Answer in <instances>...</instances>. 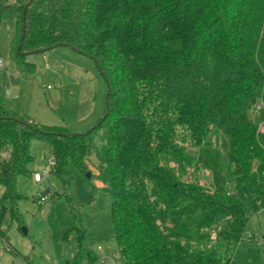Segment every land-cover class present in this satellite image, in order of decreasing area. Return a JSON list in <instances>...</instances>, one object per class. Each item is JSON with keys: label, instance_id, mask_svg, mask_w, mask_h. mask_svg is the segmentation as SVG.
<instances>
[{"label": "trees", "instance_id": "trees-1", "mask_svg": "<svg viewBox=\"0 0 264 264\" xmlns=\"http://www.w3.org/2000/svg\"><path fill=\"white\" fill-rule=\"evenodd\" d=\"M4 20L17 70L68 46L95 60L107 96L104 116L72 133L0 93V236L19 179L34 176L32 143L45 139L63 189L51 197L70 203L67 264L98 258L70 196L73 168L112 196L123 264H231L264 209V0H0Z\"/></svg>", "mask_w": 264, "mask_h": 264}, {"label": "rangeland", "instance_id": "rangeland-1", "mask_svg": "<svg viewBox=\"0 0 264 264\" xmlns=\"http://www.w3.org/2000/svg\"><path fill=\"white\" fill-rule=\"evenodd\" d=\"M14 31L7 20L0 24V93L7 108L23 114L41 126L84 132L105 114L107 88L95 60L68 46H57L46 52H34L28 59L36 64L34 71H19L13 61L10 45ZM10 88L18 97L9 96ZM35 172L50 170L53 158L48 140L35 139ZM70 196L78 207L86 227V238L95 262L89 256L84 264H123L118 254L112 226V196L105 190L93 193L89 178L73 168ZM94 183L98 181L92 178ZM18 186L22 197L17 214L6 215L0 236V264H67L76 253L72 236L66 243L62 229L70 223V203L65 195L40 201L39 194L50 190L62 192L59 182L49 173L42 181L34 176L21 177ZM8 245V246H7ZM102 257L104 260H102ZM231 264H264V209L254 214L247 234L235 251Z\"/></svg>", "mask_w": 264, "mask_h": 264}, {"label": "built area", "instance_id": "built-area-1", "mask_svg": "<svg viewBox=\"0 0 264 264\" xmlns=\"http://www.w3.org/2000/svg\"><path fill=\"white\" fill-rule=\"evenodd\" d=\"M4 66H5L4 60L2 58H0V68H3ZM6 93L9 96L18 97V95L17 94H13V92L8 87L6 88ZM258 107L260 108L261 106H258ZM52 163H53V159H51V164ZM48 173H49L48 170L44 171L43 173H41V172H35L34 173V179L36 181H42L47 176ZM49 197H51L50 190H46V191H44V192H42V193L39 194L40 201H44V200H46ZM102 260H104L103 257H102Z\"/></svg>", "mask_w": 264, "mask_h": 264}, {"label": "water", "instance_id": "water-1", "mask_svg": "<svg viewBox=\"0 0 264 264\" xmlns=\"http://www.w3.org/2000/svg\"><path fill=\"white\" fill-rule=\"evenodd\" d=\"M88 176H90L91 175V173L90 172H88V174H87Z\"/></svg>", "mask_w": 264, "mask_h": 264}]
</instances>
